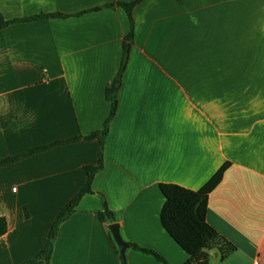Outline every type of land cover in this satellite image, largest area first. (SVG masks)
I'll return each mask as SVG.
<instances>
[{
    "label": "crops",
    "instance_id": "1",
    "mask_svg": "<svg viewBox=\"0 0 264 264\" xmlns=\"http://www.w3.org/2000/svg\"><path fill=\"white\" fill-rule=\"evenodd\" d=\"M135 0H0V264H48L60 213L99 167L88 139L110 117ZM111 5H115L111 7ZM42 16L37 20L26 19ZM103 144V167L62 221L50 264H186L165 230L161 185L204 188L207 222L236 251L210 264H264V0H142ZM80 137V139H75ZM15 189V190H14ZM105 202L116 222L101 219Z\"/></svg>",
    "mask_w": 264,
    "mask_h": 264
},
{
    "label": "trees",
    "instance_id": "2",
    "mask_svg": "<svg viewBox=\"0 0 264 264\" xmlns=\"http://www.w3.org/2000/svg\"><path fill=\"white\" fill-rule=\"evenodd\" d=\"M142 0H135L132 3L120 4L123 7L129 17L131 22V30L125 39L124 44V57L121 65V69L113 82L112 87L108 91V99L111 103V113L110 117L104 125V128L99 133H94L88 139L97 138L100 140L102 149L100 153L99 167L88 168V184L84 191L75 197L71 202L60 213L59 217L55 221L49 242L46 250L42 253V256L46 257L48 264H50V255L53 249V242L58 230L59 224L64 221L78 206L82 197L91 192V185L95 174L103 167V144L105 137L109 132V125L118 110V92L122 85L123 74L125 72L129 54L134 42L135 36V26L133 19V9ZM115 5H111L114 7ZM43 18L42 16L26 19L25 21L37 20ZM13 21L7 22L0 15V30L6 26L12 24ZM75 139H80L77 137ZM17 158L6 159L0 161L1 164L9 163ZM227 168L224 166L217 175L201 190L191 191L183 187L164 184L161 185V191L165 197V203L162 208L161 220L165 230L168 234L177 242V244L189 255L188 262L186 264H210L211 253L217 252L220 255L221 260H226L235 251V247L221 237L218 232L211 227L207 222V208L208 199L210 193L219 185L222 180V176ZM103 220H110L111 222H116V217L112 213L107 203L105 202V212L100 215ZM7 231L6 220L0 218V236L4 235ZM135 250L141 251L143 253L152 254L159 261L167 264L165 260L158 254L154 253L145 248H140L137 245H132ZM122 264H127L125 256H122Z\"/></svg>",
    "mask_w": 264,
    "mask_h": 264
},
{
    "label": "water",
    "instance_id": "3",
    "mask_svg": "<svg viewBox=\"0 0 264 264\" xmlns=\"http://www.w3.org/2000/svg\"><path fill=\"white\" fill-rule=\"evenodd\" d=\"M109 229L121 255L125 256L126 251L131 248V244L123 238L120 225L118 223L111 224Z\"/></svg>",
    "mask_w": 264,
    "mask_h": 264
},
{
    "label": "built area",
    "instance_id": "4",
    "mask_svg": "<svg viewBox=\"0 0 264 264\" xmlns=\"http://www.w3.org/2000/svg\"><path fill=\"white\" fill-rule=\"evenodd\" d=\"M15 190V189H14Z\"/></svg>",
    "mask_w": 264,
    "mask_h": 264
}]
</instances>
